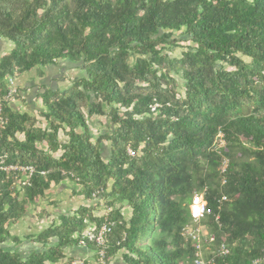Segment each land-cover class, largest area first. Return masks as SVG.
<instances>
[{
    "label": "trees",
    "instance_id": "1",
    "mask_svg": "<svg viewBox=\"0 0 264 264\" xmlns=\"http://www.w3.org/2000/svg\"><path fill=\"white\" fill-rule=\"evenodd\" d=\"M0 38L12 44L0 57V264H55L103 223L104 264L118 254L123 264H193L182 233L196 224L214 235L213 249L227 247L217 264L263 258L264 0H0ZM179 41L189 45L171 57ZM61 60L82 75L44 89L37 115L11 107L7 78ZM95 116L113 128L94 140ZM63 181L91 202L33 236L29 254L6 248L21 241L8 227ZM195 192L213 213L198 222Z\"/></svg>",
    "mask_w": 264,
    "mask_h": 264
},
{
    "label": "rangeland",
    "instance_id": "2",
    "mask_svg": "<svg viewBox=\"0 0 264 264\" xmlns=\"http://www.w3.org/2000/svg\"><path fill=\"white\" fill-rule=\"evenodd\" d=\"M188 45L189 42L179 41L176 46L172 47L167 52L171 57H179L181 52L185 50L184 47ZM9 46L11 47V44L8 42L7 46L3 49L0 55L7 53L9 51ZM175 77L178 79V81H180L178 75H175ZM179 90H181V85H179ZM15 99H17V97H15ZM88 124L91 130L92 139L94 140L98 137V135L109 132L113 128L108 116L91 117L88 119ZM61 138H63V136H61ZM109 148V141L101 142L102 157L104 159L109 157ZM62 183H65L66 186L58 189L61 184L59 183L51 187L49 191H46L45 199H39L36 203L29 205L27 213L23 216V218L17 224L10 225L8 227L10 234L17 236L21 241L19 243H14L12 240H8L5 243L6 248L10 250L15 248L19 249V253L22 256L29 254L31 251H34L39 247V245L33 241V236L50 224H57L59 222V214L64 212H72L76 209L78 203H65L63 201H66V199H61L59 194L65 196L66 193H70V187L79 189L78 185H75L71 181H64ZM80 197L82 201L81 204H85L86 201L81 195ZM97 206L96 215H101L106 210L105 207L108 205L106 201L100 198ZM116 206L120 207L121 213L125 218L129 217L130 209L125 203L116 202ZM69 261L70 260H68L67 263L63 262L62 264H69ZM58 263L60 264V262ZM45 264L52 263L46 262Z\"/></svg>",
    "mask_w": 264,
    "mask_h": 264
},
{
    "label": "crops",
    "instance_id": "3",
    "mask_svg": "<svg viewBox=\"0 0 264 264\" xmlns=\"http://www.w3.org/2000/svg\"><path fill=\"white\" fill-rule=\"evenodd\" d=\"M8 41L3 38H0V54L3 49L7 46ZM11 44V43H10ZM12 48L9 46L8 50ZM8 51V52H9ZM7 52V53H8ZM6 54V53H5ZM2 55H0L1 57ZM82 75V72L78 68V64L72 63L67 60H61L56 62L55 64L47 65L44 67H34L31 70L24 72L20 75L13 77L14 83L18 89L17 99L11 101V107L20 112H28L32 115H37L40 110H42V102L40 98V94L44 91V89L51 90H64L69 87L70 82L75 78ZM102 153V149H101ZM64 182V181H63ZM60 187H65V183L60 182ZM56 184H51L53 187ZM49 188V190L51 189ZM80 189V188H79ZM79 189L70 187V193L65 196L59 194L61 199L64 198L63 202L65 203H75L77 204L76 209L80 205H86L91 201L86 200L83 195L80 193ZM47 190V191H49ZM86 201L85 204H81V197ZM71 199V200H70ZM80 203V204H79ZM69 207V206H68ZM75 209V210H76ZM70 213V212H67ZM62 213V214H67ZM61 215V214H59ZM213 249V248H211ZM18 252L19 249H13ZM65 257L63 260L59 261L60 264L63 262L67 263L68 260L81 258L89 263L93 264L96 261V254L94 251L87 249L85 246H72L64 249ZM210 255V250L203 251L204 259ZM56 264H59L58 262ZM109 264H123L120 255H116L111 259ZM263 264V262L259 263Z\"/></svg>",
    "mask_w": 264,
    "mask_h": 264
},
{
    "label": "built area",
    "instance_id": "4",
    "mask_svg": "<svg viewBox=\"0 0 264 264\" xmlns=\"http://www.w3.org/2000/svg\"><path fill=\"white\" fill-rule=\"evenodd\" d=\"M8 79V91L6 94L5 99H9L13 101L15 97L18 94V89L16 85L14 84V79L12 77L7 78ZM154 107H152V110ZM0 113H1V105H0ZM1 119V118H0ZM224 145V141L222 139V134H219L218 139V147H222ZM127 152L132 155V152L130 149H127ZM227 161L223 160L221 165V171L223 172L226 168ZM6 169L11 170H18V169H24L31 174L34 169L31 166H25L17 167V166H9ZM204 192H195L191 198V210L192 214L196 221L198 222L199 218H201L204 215H211L212 209L206 205V202L203 198ZM92 202L98 203L99 197L96 195V193L92 194ZM225 197H222L220 201H224ZM110 211V208H106V210L102 213L103 215H106L107 212ZM218 219V216L215 215V220ZM109 225L107 223L101 224V226L97 229L96 232H94L93 226L87 227L83 233L82 236L78 240L79 246H85L86 241L94 243L98 248L99 251L96 253L98 255L96 261L93 264H104V248L106 243V234L109 232ZM186 238H189L193 244L195 249L193 264H217L214 261L215 256H222L228 253L227 247L221 243L217 249H211L213 246V242L215 240V237L213 234H211L204 225L196 224V225H189L186 226L183 229L182 233ZM204 250H210V257L208 259H204L203 257V251ZM86 260L81 258L72 259L69 261V264H83ZM262 261H264L263 258L256 259L252 261V264H259Z\"/></svg>",
    "mask_w": 264,
    "mask_h": 264
}]
</instances>
